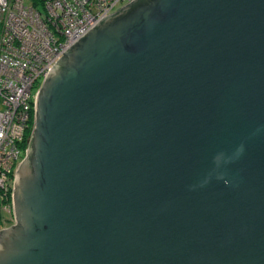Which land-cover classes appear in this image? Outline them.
<instances>
[{
	"label": "water",
	"instance_id": "water-1",
	"mask_svg": "<svg viewBox=\"0 0 264 264\" xmlns=\"http://www.w3.org/2000/svg\"><path fill=\"white\" fill-rule=\"evenodd\" d=\"M0 264H264V0H132L35 92Z\"/></svg>",
	"mask_w": 264,
	"mask_h": 264
},
{
	"label": "built area",
	"instance_id": "built-area-1",
	"mask_svg": "<svg viewBox=\"0 0 264 264\" xmlns=\"http://www.w3.org/2000/svg\"><path fill=\"white\" fill-rule=\"evenodd\" d=\"M43 1L44 13L0 0V200L10 197L41 80L91 26L132 0Z\"/></svg>",
	"mask_w": 264,
	"mask_h": 264
},
{
	"label": "trees",
	"instance_id": "trees-1",
	"mask_svg": "<svg viewBox=\"0 0 264 264\" xmlns=\"http://www.w3.org/2000/svg\"><path fill=\"white\" fill-rule=\"evenodd\" d=\"M26 1H28L29 3H26ZM24 3L26 5H31L36 7L37 10H40L42 13H44V1L43 0H24ZM42 6V10L40 8H38V6ZM29 123L31 125V127L29 128L28 131H26V137L30 136L31 133V129H32V125H33V110L30 111V119H29ZM27 141V139H26ZM26 141L22 144V148H24V152L27 148L28 142L26 143ZM1 210H3L4 212H6L8 214L7 218H2L1 216ZM3 221V223H5V226H9V224L12 223V214H11V198L8 196V199L5 200H0V228H1V222ZM3 228V227H2Z\"/></svg>",
	"mask_w": 264,
	"mask_h": 264
},
{
	"label": "rangeland",
	"instance_id": "rangeland-1",
	"mask_svg": "<svg viewBox=\"0 0 264 264\" xmlns=\"http://www.w3.org/2000/svg\"><path fill=\"white\" fill-rule=\"evenodd\" d=\"M26 3H29L28 1H26ZM38 8H40L42 10V6H38ZM12 214V212H11ZM1 216L2 218H7L8 217V214L6 212H4L3 210H1ZM1 228L5 226V223H3V221L1 222ZM10 225V224H9Z\"/></svg>",
	"mask_w": 264,
	"mask_h": 264
}]
</instances>
